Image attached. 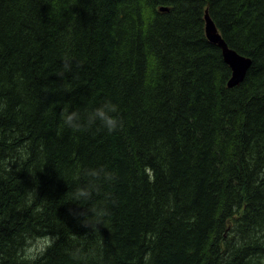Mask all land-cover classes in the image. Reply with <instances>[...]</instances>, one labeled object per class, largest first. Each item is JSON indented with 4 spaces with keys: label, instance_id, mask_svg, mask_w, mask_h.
<instances>
[{
    "label": "trees",
    "instance_id": "16d2710c",
    "mask_svg": "<svg viewBox=\"0 0 264 264\" xmlns=\"http://www.w3.org/2000/svg\"><path fill=\"white\" fill-rule=\"evenodd\" d=\"M206 13L252 59L235 88ZM107 102L116 130L88 126ZM96 217L105 264H264V0H0V264H82L72 238L88 252Z\"/></svg>",
    "mask_w": 264,
    "mask_h": 264
},
{
    "label": "clouds",
    "instance_id": "9594fccd",
    "mask_svg": "<svg viewBox=\"0 0 264 264\" xmlns=\"http://www.w3.org/2000/svg\"><path fill=\"white\" fill-rule=\"evenodd\" d=\"M64 70L65 71L71 70L70 64L68 63L67 59L65 60ZM116 111H117V106L115 104H112L111 102H107L102 106L97 107L91 112L87 113L86 115L87 125L91 126L95 124L97 121H99L102 127L106 128L109 132H112L116 130L118 126L117 117L112 115V113H115ZM60 118L65 126L72 128L73 130H80L81 128L84 127V124L81 122V115L78 110H69L66 107L61 111ZM91 175H96V173H92ZM109 178L110 179L112 178L111 174ZM94 189H95L94 185H90L89 180L87 185L77 187V189L73 194L72 202H75L83 210L77 211V209H70V212L73 215L84 217L86 219L88 217H95L98 215L94 207L85 208L84 206V202H86L91 198V194ZM89 213H92V215H89ZM97 223H99V221H97ZM85 225H91L92 227H94V225L92 224H85ZM51 243L52 241L49 239L47 241L46 246H50ZM46 246L37 249V246L35 244H33L31 241H28L22 250V258L26 261H30V262L34 261L37 258L38 254H43V252L46 251Z\"/></svg>",
    "mask_w": 264,
    "mask_h": 264
},
{
    "label": "rangeland",
    "instance_id": "374dc122",
    "mask_svg": "<svg viewBox=\"0 0 264 264\" xmlns=\"http://www.w3.org/2000/svg\"><path fill=\"white\" fill-rule=\"evenodd\" d=\"M147 151H148V155H149L148 157H150L151 154H152L150 149H148ZM254 158H257V155ZM11 160H13L12 157H11ZM242 167H244V172L246 174H249V173L252 172L251 162H247V163L243 164ZM145 173H146L147 178L149 180H153L154 179L155 173L151 172V170L148 167L145 169ZM186 209L187 208H185L183 211H185ZM47 220L44 219V223L41 224V227H47V226L49 227V226L53 225V221H50L49 219H47ZM97 221H99V223H97ZM87 224L94 225V227L96 228V230L98 232H100L104 236H106L110 240V243H111L113 249H112V251H110V250L109 251H105L100 243H97L98 245H96L95 241L91 240L89 238V233L87 231H85V227H89L91 225H84V226L81 227L80 232H82L83 235L85 234L87 236L86 238H88V241H89L88 243L91 242L90 243V245H91L90 246V250L88 252H86V253H82L81 252L84 249V244L87 242V239H85L83 241H78V240L72 238L73 243H74L75 247L77 248V254L79 255V257L83 258L82 264H102V263L105 264L106 260H105L104 257H108L107 261H109V258H111L112 260H115V257L112 254L114 253V250H115V248L117 246V241H116L115 237H113V236H111L109 234V227H112V223L110 221L103 222V218L102 217H96L93 220H90ZM40 232H46V231L43 230V229H40ZM49 239L52 241L53 238H51V237H43V238H37V239H34V240H29V241H31L33 244H35L37 246V249H39L41 247H45L47 245V241ZM12 249L15 250V253L20 254V250H19L18 245L15 246L14 248L12 246L11 249H10V252H12ZM60 251H61V249H60ZM64 251H66L65 253H68L72 258L76 257V255L73 252H71L70 250L66 249ZM84 254H86V256Z\"/></svg>",
    "mask_w": 264,
    "mask_h": 264
},
{
    "label": "water",
    "instance_id": "95a60500",
    "mask_svg": "<svg viewBox=\"0 0 264 264\" xmlns=\"http://www.w3.org/2000/svg\"><path fill=\"white\" fill-rule=\"evenodd\" d=\"M205 19L208 41L221 48L225 62L232 68V78L229 81V86L233 87L244 79L252 61L227 44L208 13H206Z\"/></svg>",
    "mask_w": 264,
    "mask_h": 264
},
{
    "label": "bare ground",
    "instance_id": "6f19581e",
    "mask_svg": "<svg viewBox=\"0 0 264 264\" xmlns=\"http://www.w3.org/2000/svg\"><path fill=\"white\" fill-rule=\"evenodd\" d=\"M251 59V58H250ZM252 60V59H251Z\"/></svg>",
    "mask_w": 264,
    "mask_h": 264
}]
</instances>
